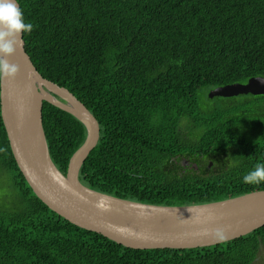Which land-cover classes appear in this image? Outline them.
Here are the masks:
<instances>
[{"label": "trees", "instance_id": "16d2710c", "mask_svg": "<svg viewBox=\"0 0 264 264\" xmlns=\"http://www.w3.org/2000/svg\"><path fill=\"white\" fill-rule=\"evenodd\" d=\"M17 2L34 25L24 33L34 66L99 122L98 145L80 170L84 186L157 206L264 190V182H243L264 163V95L208 94L209 109L201 102L217 87L264 78V0ZM42 119L51 158L66 175L86 129L48 102ZM0 170L14 194L0 206V264H264V227L217 246L135 250L70 223L21 173L1 104Z\"/></svg>", "mask_w": 264, "mask_h": 264}, {"label": "water", "instance_id": "95a60500", "mask_svg": "<svg viewBox=\"0 0 264 264\" xmlns=\"http://www.w3.org/2000/svg\"><path fill=\"white\" fill-rule=\"evenodd\" d=\"M16 3L19 5L17 0ZM11 62L19 66L18 76L0 82L1 117L8 141L35 195L59 216L135 250L217 246L264 227V190L201 205L157 206L84 186L80 170L98 145L99 122L69 90L39 73L25 49V41ZM242 95H264V78L217 87L209 93L210 98ZM44 102L71 114L86 129L85 141L72 155L66 175L50 155L42 119ZM218 229L224 232V240L215 239Z\"/></svg>", "mask_w": 264, "mask_h": 264}, {"label": "clouds", "instance_id": "9594fccd", "mask_svg": "<svg viewBox=\"0 0 264 264\" xmlns=\"http://www.w3.org/2000/svg\"><path fill=\"white\" fill-rule=\"evenodd\" d=\"M33 27L31 22H25L16 0H0V82L14 80L18 76L20 68L11 62V58L23 49V34L32 32ZM243 182L253 185L264 182V163H258L243 177ZM225 238L224 232L218 229L215 239Z\"/></svg>", "mask_w": 264, "mask_h": 264}, {"label": "rangeland", "instance_id": "374dc122", "mask_svg": "<svg viewBox=\"0 0 264 264\" xmlns=\"http://www.w3.org/2000/svg\"><path fill=\"white\" fill-rule=\"evenodd\" d=\"M208 94H209V92L207 94H203L201 96V102H202V106L204 107V109L210 108L211 102H209ZM243 99L244 98H242L240 96V97H236L235 101H240ZM248 99H250V98H245V101H248ZM5 175L6 174L0 170V177H3L0 179V206H2V205L10 206L11 199L14 195L12 192L11 184H10L9 180H7Z\"/></svg>", "mask_w": 264, "mask_h": 264}, {"label": "flooded vegetation", "instance_id": "af4514ba", "mask_svg": "<svg viewBox=\"0 0 264 264\" xmlns=\"http://www.w3.org/2000/svg\"><path fill=\"white\" fill-rule=\"evenodd\" d=\"M243 96H244V95H243ZM238 97H239V96H238ZM254 97H256V96H254ZM206 112H207V111H206ZM182 121H183L184 123L188 122V120L185 119V118H184ZM194 133H195V132H194ZM214 160H215V158H211V160H209V159L206 160V162H210V163H209V168H211L212 164L214 163Z\"/></svg>", "mask_w": 264, "mask_h": 264}]
</instances>
